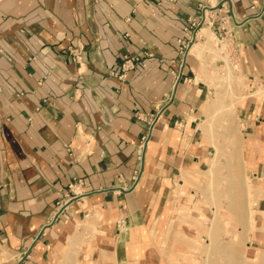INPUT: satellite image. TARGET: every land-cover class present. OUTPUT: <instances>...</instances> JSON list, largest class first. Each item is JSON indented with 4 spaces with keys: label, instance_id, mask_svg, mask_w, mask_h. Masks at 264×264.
Here are the masks:
<instances>
[{
    "label": "crops",
    "instance_id": "crops-1",
    "mask_svg": "<svg viewBox=\"0 0 264 264\" xmlns=\"http://www.w3.org/2000/svg\"><path fill=\"white\" fill-rule=\"evenodd\" d=\"M125 56L139 61L119 78ZM225 56L264 86V0H0V264H197L182 237L209 210L176 179L208 165ZM253 95L237 107L257 179Z\"/></svg>",
    "mask_w": 264,
    "mask_h": 264
},
{
    "label": "rangeland",
    "instance_id": "rangeland-1",
    "mask_svg": "<svg viewBox=\"0 0 264 264\" xmlns=\"http://www.w3.org/2000/svg\"><path fill=\"white\" fill-rule=\"evenodd\" d=\"M210 45L208 50L214 53V58H222L219 53L217 55L216 42ZM227 47L228 43L224 42L219 49L225 51ZM253 84L256 88L250 91ZM213 88L203 107L205 116L201 125L214 148L208 165L189 174L182 171L176 179L178 188L188 193L191 189L195 191L203 207L209 210V217L187 224L188 235L195 232L198 238L191 240L183 235L182 241L197 251L200 256L197 264L222 261L220 264H237L242 258L239 264H264V177L256 179L248 173L254 148L244 140L237 107L246 94L264 98V86L259 88L238 62H231L225 56V62L219 63L215 73ZM233 189L235 194H232Z\"/></svg>",
    "mask_w": 264,
    "mask_h": 264
},
{
    "label": "built area",
    "instance_id": "built-area-1",
    "mask_svg": "<svg viewBox=\"0 0 264 264\" xmlns=\"http://www.w3.org/2000/svg\"><path fill=\"white\" fill-rule=\"evenodd\" d=\"M254 7V6H253ZM205 11H204V16H201L200 19H193L190 22V27L189 29H194L195 28V35H196V31L197 29L204 23L205 21ZM186 31H188V28H185ZM196 39V36H192L190 35L189 41L186 44H183V46L180 48V53H181V61L183 62L184 57H185V53L187 51V47L192 44ZM151 55V54H150ZM138 58L135 57H128L125 56V60L123 62V64L121 65V70L113 72L112 74L119 77V78H123L124 76H126L127 72L131 69H134L138 63ZM143 67H146V63L145 62H141L140 63Z\"/></svg>",
    "mask_w": 264,
    "mask_h": 264
},
{
    "label": "bare ground",
    "instance_id": "bare-ground-1",
    "mask_svg": "<svg viewBox=\"0 0 264 264\" xmlns=\"http://www.w3.org/2000/svg\"><path fill=\"white\" fill-rule=\"evenodd\" d=\"M205 16L207 17V12H206V14H205ZM208 18V17H207ZM207 29V28H206ZM203 33V32H202ZM201 32H200V34H202ZM205 33V32H204ZM212 43V42H211ZM211 43H209V41L208 42H206L205 44H206V47H209L210 46V44ZM203 49V48H202ZM259 90V89H258ZM262 90V89H261ZM262 92H264V91H262ZM257 93V92H256ZM258 93H261V91L259 90L258 91ZM264 97V96H263ZM216 157V156H215ZM213 163H214V161H213ZM201 177V176H200ZM236 183V182H235ZM239 186V185H238ZM240 187V186H239ZM233 188V187H232ZM238 188V187H237ZM237 188H234L235 190L237 189ZM233 189V190H234ZM239 189V188H238ZM235 190H234V193H232L233 191L231 190V191H229V192H231L232 194H235L236 192H235ZM240 190V189H239ZM238 190V191H239ZM238 191H237V193H238ZM241 191V190H240ZM251 195V194H250ZM242 199V198H241ZM238 203V202H237ZM252 203V202H251ZM238 209H239V207H238ZM237 213V212H236ZM244 229V228H243ZM242 239H243V237H242ZM223 244V243H222ZM238 244V243H237ZM235 246H236V244H235ZM239 246V245H238ZM237 247V246H236ZM244 247V246H243ZM240 249H241V247H239ZM220 249H222V248H220ZM223 249H224V246H223ZM233 249H235L234 247H233ZM225 250V249H224ZM227 250V249H226ZM236 250H237V248H236ZM235 250V251H236ZM244 250V249H243ZM234 251V252H235ZM237 251H239V250H237ZM236 251V252H237ZM215 253V252H214ZM213 253V254H214ZM223 253V252H222ZM230 253V252H229ZM216 255V254H215ZM227 255V254H226ZM210 256H212V253L210 254ZM209 256V257H210ZM214 256V255H213ZM221 256V255H220ZM217 257V256H216ZM235 257H239V256H235ZM241 257V256H240ZM207 258H208V256H207ZM215 258V257H214ZM225 258H228L227 256H225ZM209 259V258H208ZM229 259V258H228ZM241 259V258H240ZM210 260V259H209ZM220 260V259H219ZM233 260V259H232ZM241 260H243V258L241 259ZM241 260H238V262L240 261L241 262ZM216 261V260H215ZM217 262V261H216ZM219 262V261H218ZM223 262V261H222ZM222 262H219V263H217V264H220V263H222ZM228 262H230V261H228ZM238 262H236L237 264H239ZM232 262H230V264H231ZM226 264H228V263H226ZM235 264V263H234Z\"/></svg>",
    "mask_w": 264,
    "mask_h": 264
},
{
    "label": "water",
    "instance_id": "water-1",
    "mask_svg": "<svg viewBox=\"0 0 264 264\" xmlns=\"http://www.w3.org/2000/svg\"><path fill=\"white\" fill-rule=\"evenodd\" d=\"M212 9H215V8H212ZM187 53H188V52L185 53V57L187 56ZM181 76H182V73L179 74V77H178V80H177V83H176V87H177L178 83L180 82ZM176 87H175V90H174V92H173V97H174V95H175Z\"/></svg>",
    "mask_w": 264,
    "mask_h": 264
}]
</instances>
